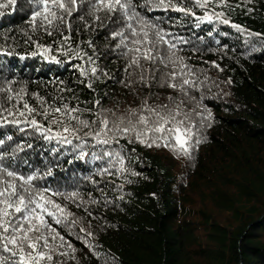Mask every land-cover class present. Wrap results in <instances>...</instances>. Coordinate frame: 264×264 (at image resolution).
Wrapping results in <instances>:
<instances>
[{"label":"snow or ice","instance_id":"obj_1","mask_svg":"<svg viewBox=\"0 0 264 264\" xmlns=\"http://www.w3.org/2000/svg\"><path fill=\"white\" fill-rule=\"evenodd\" d=\"M254 4L255 0H0V19L27 9L22 40L0 44V57L71 65L79 73L77 83L94 97V84L99 82L106 88L112 82L125 93L123 104L105 91L82 107L64 96L73 92V99H78L62 80L56 81L54 94L30 93L26 82L5 76L6 65L0 64V129L22 134L16 140L14 134L0 132V264H78L74 241L100 264L101 253L92 241L93 221L102 217L94 208L123 201L125 184L140 175L130 167L139 160L136 147L130 146L194 159L207 139L205 130L215 122L205 103L206 90L211 91L215 82L200 65L224 70L216 61H194L205 52L227 54L215 25L235 30L249 54L255 52L264 34L245 29L229 15L237 8L250 15L255 9L249 5ZM154 12L178 15L153 17ZM204 26L210 27L201 34ZM93 34L106 41L103 51ZM18 46L23 50L17 51ZM104 60L118 66H102ZM109 100L112 105L105 107ZM34 141L43 142L39 153ZM76 162L94 167L88 175H70V183L54 186L56 170L67 172L66 166Z\"/></svg>","mask_w":264,"mask_h":264},{"label":"trees","instance_id":"obj_2","mask_svg":"<svg viewBox=\"0 0 264 264\" xmlns=\"http://www.w3.org/2000/svg\"><path fill=\"white\" fill-rule=\"evenodd\" d=\"M249 7L255 9L250 15L242 8L230 12L232 21L251 32L264 34V0H255ZM26 13V8L20 9L0 19V44L22 40L21 29L27 27ZM150 15L178 14L154 12ZM208 27L204 26L201 34H206ZM214 27L227 54L205 52L194 61H216L224 69L221 72L210 64L200 65L210 81L215 82L211 91L206 90L205 103L215 117L212 127L204 132L207 139L192 160L174 158L164 149L130 146L136 147L135 155L139 156L130 167L140 175L130 177L133 183L125 184L123 201L107 208H94V213L102 217L93 221L96 239L92 241L101 253L100 264L105 259L108 264H264V46H261L264 41L249 54L243 38L235 30L222 25ZM181 31L188 34L187 30ZM91 38L103 51L106 41L102 36L93 34ZM211 46L219 48L215 44ZM22 50L17 47V51ZM101 63L109 68L118 66V62ZM0 64L6 65L5 76L26 82L30 93L54 94L56 81L62 80L63 86L71 87L78 98L73 99V92L64 93L73 104L88 107L105 91L125 103L121 99L124 90L112 82L107 88L103 82L94 84L98 94L94 97L77 83L79 73L68 64L58 66L40 59L19 61L3 57ZM229 79L232 83H225ZM112 103L109 100L105 107ZM0 132L14 134L16 140L22 135L11 128ZM34 143L39 153L43 142ZM33 159L40 164L35 155ZM66 167L67 172L56 170L58 183L54 186L70 183V175L77 178L90 174L88 170L94 165L76 162ZM109 195L114 194L109 191ZM74 243L78 264H97L83 244Z\"/></svg>","mask_w":264,"mask_h":264}]
</instances>
